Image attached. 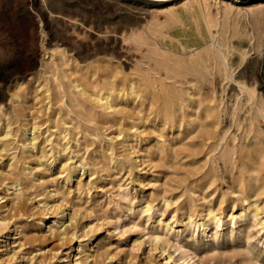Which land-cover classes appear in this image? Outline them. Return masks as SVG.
<instances>
[{
    "label": "rangeland",
    "instance_id": "rangeland-1",
    "mask_svg": "<svg viewBox=\"0 0 264 264\" xmlns=\"http://www.w3.org/2000/svg\"><path fill=\"white\" fill-rule=\"evenodd\" d=\"M116 1L111 8L90 0H77L81 8L97 11L100 19L108 24L135 23L140 32L147 34L148 41L154 43L153 15L149 11L160 5L171 7V3L153 4L146 13H136L126 5L140 6L142 0ZM175 1L176 5L186 2ZM238 1L242 2L234 0L227 37L221 40L226 44L223 50L233 70L232 77L220 70L218 54L209 48L210 40L192 53L195 57L208 58L213 67V72L203 77L199 72L166 70L151 55L153 45L139 46L130 41L118 48L109 47L82 58L56 57L51 53L53 44L47 43L48 34L44 35L41 30L43 21L36 14L34 22L23 20L21 36H18V25L8 15L18 0H0V79L8 75L0 117L4 123L10 122L18 137L12 144L16 148L20 146L19 139L26 127L34 122L41 124L38 147L30 155V160L28 158L29 169L39 179L23 195L21 214L3 212L0 200V221H5L0 222V264H79L75 261L76 255L79 256L77 247L80 244L89 247L90 243L95 254L91 264H182L184 252L191 253L198 264H264V236L259 226L251 217L235 222L230 219V213L237 214L253 201H258L261 207L258 216L264 218V186L254 190L239 184L240 177L255 173L250 170L252 165L244 166L241 160H218L210 169L211 164H205L210 145L202 148L195 145L199 139L196 135L200 132L195 110L179 104L181 98L187 97L186 92L193 90L191 82L198 81L202 90L209 93L213 104L222 108L223 117L215 129L211 128L214 137L208 142L224 137L230 146L249 148L253 144L254 132H248L251 101L237 80L255 86L258 96L264 98V40L260 47L251 45L252 40L244 27L253 20L252 2L246 6L244 0ZM261 3L264 15V0ZM213 10H216L215 6ZM128 18L134 22H128ZM61 44L63 48L69 47L67 42ZM244 50L248 51V56L241 62ZM162 51L170 62L189 59V55H181L183 53L178 48ZM52 59L56 60L55 64ZM33 60L36 61L34 65L30 64ZM54 73L65 82L66 94H61L52 81ZM104 77L117 83L118 89H127L134 82L140 91L139 96L133 99L131 95H124L118 100L120 102L117 101L115 111H104L83 99L71 83L72 79H77L90 88L103 83ZM19 82H22L21 86ZM40 83L50 85V98L45 97L44 86H37ZM15 92H19V98L14 96ZM48 99H51L49 107L46 104ZM163 102H175L176 112L169 122L154 120L151 115L145 117ZM63 128L66 129L65 138L60 137ZM120 130L133 143L132 152L119 145L116 135ZM49 132L52 142L60 139L59 147H54L51 141H44ZM63 147L66 149H60ZM11 151L0 149V171H6L5 164ZM42 153L49 157L47 161L40 158ZM50 159L54 160L50 162ZM81 159L87 161L85 168H77L74 176L68 177L69 173L62 168L63 161L73 160L78 164ZM259 171L264 175V165ZM4 187L0 183V192ZM50 190L53 194L49 193ZM39 200L49 202L48 218L38 207ZM209 209L221 215L222 227L216 228L212 222L204 227L205 232L197 233L185 227V221L189 218L202 220ZM59 217L65 220L69 232L75 231L73 239L64 244L48 232L49 225ZM41 219L45 220L43 225ZM48 220L50 222L46 224ZM166 223H170L167 229ZM156 235L162 240L156 242ZM168 254L172 257L164 263Z\"/></svg>",
    "mask_w": 264,
    "mask_h": 264
},
{
    "label": "bare ground",
    "instance_id": "bare-ground-1",
    "mask_svg": "<svg viewBox=\"0 0 264 264\" xmlns=\"http://www.w3.org/2000/svg\"><path fill=\"white\" fill-rule=\"evenodd\" d=\"M90 1H92L96 4H100L101 6L106 5V6L113 8L114 2L116 0H90ZM78 2L76 0V2H73L71 4V3L65 2L63 0H26V1L18 0V2H15V5L10 8L8 15H9V18L11 19V21H14L18 25V30H17L18 36H21L22 30L20 28H22L21 25H22L23 20L26 19L27 21L29 20L31 22H34L33 16H34V14H36L40 18L39 20L41 22L43 21V25L41 26V30H42L43 34L44 35L48 34V36H49L47 43H49L51 45L53 44V48L51 49L52 55L54 54V55H56V57L58 56L59 58H63L66 56H72V58L76 57V56H79V57L81 56V58H82V57L88 56L90 54H97L99 52H103V51L107 50L109 47H111V49L112 48H118V47H120V45L123 46L122 44H124L125 42L130 41V42H134L136 45H139V46L143 45V44L147 45V46L153 45L154 47L150 48L151 55L166 70H173V71H176L178 73L184 72L186 70V71L193 73V74L196 72H199L203 77L207 76L208 74H211L213 72V67H211V63L209 64V62L207 60L208 58L204 59V57L202 55H198L197 57H195L194 55H192V53L194 52V50H196V48L199 45L210 40L211 42H210L209 48H212L217 52V54H218L217 57H219L218 63L220 64V66H222L220 70L223 71L225 74L230 75L232 77L233 70H231V68H230V66L226 60V55L224 53L225 49L223 50V48L226 44L223 43L224 41L221 42V40L223 38L227 37L226 33L229 31V27H230V21L229 20L231 18V15H232V12L234 9V4H235L234 0H186V2H184L182 5H180V4L176 5L175 0H142L141 1L142 4H140V6L127 4L126 7H127V9H130V11L135 10L136 13H141V12L146 13V11H149V6H151L153 4H157V3L158 4H164L166 2L171 3V5H169L171 7H168V6L163 7L162 5H160L159 7L153 8L151 11H149L150 12L149 14L153 15V21H152L151 27H153V29H155V41H154V43H150L148 41L147 34L140 32L141 30H138V27L135 25V23L131 24L134 21H130L129 20L130 17L128 18V22L130 21L131 25H121V24H116V23L115 24H111V23L108 24L107 21L100 19V15L97 11H95V10L90 11V10H88L89 9L88 7H87L88 9H85V8L83 9V8H81V6H79ZM235 2H242V1L235 0ZM251 2H252L251 11L253 12V15H252L253 20H252V22L248 21V24H245L244 29H245V32L247 33V35L252 40L251 45L256 46V47H260L263 43V40H264V22H263L264 15L262 13V7L260 6L262 4L261 3L262 0H244L243 3L247 4L246 6H248V5H250ZM213 6H215L216 10H213ZM240 10H242V9H240ZM122 20H124V19H122ZM142 20H143V18H142ZM116 22L118 23L119 21L117 20ZM139 29H141V28H139ZM61 42L69 43V47L63 48ZM170 48H174V49L178 48L180 50V52L183 53L181 55H189V59L188 60L180 59V60L172 61V62L168 61L167 58L164 56V53L162 50H169ZM118 52H116V53H118ZM10 55H12V54H10ZM38 55H40V54H38ZM247 56H248V51H245V50L242 51L241 52V62L244 61L245 59H247ZM51 61L55 64L56 60L54 61V59H52ZM12 62H14V60H12ZM35 63H36V61L33 60L32 63H30V64L34 65ZM9 66H10V64H9ZM67 70H69V69H67ZM20 71H22V70H20ZM71 74H72V72H71ZM49 76L51 77V75H49ZM7 77H8V75H7ZM7 77H2L0 79V111H3L2 110L3 109V100L5 98V95L3 94V88H4V86L8 80ZM65 77H66V75H65ZM45 80L48 81L47 78ZM53 80H54L56 86L59 88L58 89L59 92H61V94H66L67 91H66L65 82L62 79H60V77L56 73L53 74L52 81ZM102 81H103V83H100L99 85H93L90 88L83 85L82 83H80L77 79H72L71 83L75 87H77L78 93L81 97H83V99L91 101L93 103L94 107L101 108L104 111H108L110 109L115 111V109L118 108L117 101L120 99H123L124 95H131L132 98L135 99L140 94L139 93L140 91L138 90V88L134 82H131L127 89H125V88L118 89V87L116 86L117 83H114V81L110 80V78L104 77V79ZM237 82H238L239 86L247 92L248 98L251 101V109H250L251 113H250V116L248 118V121H249L248 132L253 131L254 136H253V144L249 148H245V145H242L239 147L235 146V145L230 146L228 143V140H226V139L224 140V137H220L218 139V141L215 140L213 142H208L211 138L214 137V135H213L214 132L212 131L211 128L215 129L217 127V125H219V123L221 121V117H223L221 114L222 108H220L218 106V104H216V105L213 104L212 98L209 96V93L207 91L202 90V87L198 83V81L193 80L191 82V85L193 86V90L192 91H190L191 89L188 90L186 92L187 97H185L183 99L181 98L179 101V104H182L183 107L186 106L188 108H192L195 110V116H196V119L198 121V127L197 128L200 131L196 135V138L198 137L199 139L195 143V145H197L199 148H202L205 145H210L208 147V150H207V157H206L205 164L210 163L211 164L210 169L216 165L218 160H226V159L241 160V162H242V164H244V166L250 164V165H252V168H250V170L253 169L255 171V173L249 177H240L238 179L239 184L243 185L246 188L257 190V189H260L261 187L264 186V175H261L260 171H259L262 168V166L264 165V127H263V124H264V98H262L261 96H258L255 86H253V85L250 86L247 83H243V82L238 81V80H237ZM48 83H49V81H48ZM18 84H19V86H21L22 82H19ZM40 85L44 86L45 97L50 98L51 97V91L50 90L52 89L50 87V85L40 83L37 86H40ZM120 93H121V95H120ZM14 96L16 98H19L20 97L19 92H15ZM49 100H51V99H48V101L46 102L47 107H49V104H50ZM38 102H40V101H38ZM118 102H120V101H118ZM44 108H46V107H44ZM46 109H48V108H46ZM175 112H176L175 102H173V103L163 102V104L160 107L151 111L148 114V116H145V117L148 118L151 115V117H153L154 120H161V121L166 123V122H169V120H168L169 118H172L175 115ZM35 117H37V116H35ZM79 118H81V117H79ZM207 118H211V120L209 119L210 122H207ZM175 122L176 121H174V123ZM55 123H56V120H55ZM141 123H142V121H141ZM169 124H168V126H169ZM40 126H41V124H37L36 122H34L32 125L30 124V126L26 127L23 131V137L19 139L20 146H19V148H16L12 144L15 142L16 139L18 140V137L16 136L15 133H13L10 122L7 120L4 123L2 121V118L0 117V127H1L0 128V146H1L0 149H1V151H7V152L12 149V151L10 153H8L7 161L5 164L6 171L5 172L0 171V183L5 185V187L0 192V200H1V203L3 202L2 203L3 212L17 211V212H19V214H21L20 212L24 207L23 195L26 193V190L30 189V187L34 186L36 183L35 181H37L39 179L38 176H37V178L34 177L35 175L33 174L32 170L29 169L28 166H29V160H30L29 157H30V155H32V152L34 151V149H36L38 147V144H39V138H40L41 133H38V129L40 128ZM20 127H21V125H20ZM55 127H56V124H55ZM208 127H210V129H208ZM152 129H154V128H152ZM45 131L43 133H46ZM65 131H66V129H64V128L61 129L60 137L65 138ZM114 135H115V133H114ZM116 137L118 138V140H120L119 145L126 147L129 151H131L130 149L134 148L133 143L130 142L131 140L128 138L127 135H125V132L123 130H120L117 133ZM112 138H114V137H112ZM196 138H195V140H196ZM131 139H132V137H131ZM51 140H52L51 133L49 132L48 134H45L44 141L46 142V141H51ZM135 140H136V138H135ZM45 142H43V143H45ZM52 145L54 147H59L60 139H56L54 142H52ZM162 145H164V144H161V146ZM60 149L64 150V149H66V147H63ZM69 150H70V148H69ZM58 151L59 150H57V152ZM55 156H56V154H55ZM28 158H29V160H28ZM40 158L43 159L44 161H47L49 157L46 158L44 153H42L40 155ZM53 160L54 159H52L50 162H52ZM86 162L81 159V160H79V163L76 164L75 161H73V160H70V161L65 160L62 163V168H63V171H67L69 173L68 177H70L72 175L74 176L77 168L84 169L86 166ZM30 165H31V163H30ZM247 170H248V168H247ZM208 173H209V171H208ZM7 179H8V182L6 181ZM45 186H46L45 189H47V185H45ZM50 187H52V186H50ZM49 193L53 194V192L51 190ZM49 193H47V194H49ZM35 196H37V194ZM166 202H167V200H166ZM257 202L253 201V202L247 203L248 205L246 207L241 208L237 214L230 213V219L235 222V221H237V219L238 220H245L247 217H249V218L251 217L253 219V221L255 222V224L259 226V228H260L259 231L262 230L263 236H264V218H261L258 216V212L261 209V207L259 206V204ZM38 203H39L38 207L41 208L43 211H45L44 215L46 218H48L49 217L48 210H50V208H51L49 202L47 200H44V201L39 200ZM259 203H260V201H259ZM58 208H60V207H58ZM19 214L17 216H19ZM227 214H229V213L227 212ZM66 216L67 215H65V217ZM184 219H187V217ZM184 219H183V221H184ZM1 221H3V220H1ZM66 221H68V220H66ZM3 222L5 223V221H3ZM40 222L43 225L45 220L41 219ZM49 222L50 221L48 220V222L46 224H48ZM212 222L214 223L216 228H220L224 224V221H223L221 215L219 213H216L214 209H209V211L207 212V215L204 216L202 220H200V219L197 220L195 218H189L187 221H185V227L188 230H191L192 232H194V231L196 233L199 231L205 232L204 227H208ZM57 223L59 225H57ZM68 224H69V222H68ZM169 226H170V223H166V229ZM200 226H202L203 228L201 229ZM171 228H173V226H171ZM69 231L70 230L68 229V225L65 224V220H62V217H59L56 220H54L53 223L50 224L49 228H48V232L52 236L57 237L56 239H58L59 242H61V244L66 243L67 240L73 239L75 231H72V232H69ZM24 234H25V232H24ZM46 236H47V234H46ZM208 236H210V235H208ZM154 238H155L156 242H159L162 240V237L160 235H156ZM153 241H154V239H153ZM138 242H140V241H138ZM99 243H100V241H99ZM75 244H77V243H75ZM43 245H44V243H43ZM93 246H94V243H93ZM105 246H106V244H105ZM134 246H135V244H134ZM156 247H157V245H156ZM71 248L73 249V245L71 246ZM77 249H79V256L76 255L75 261L78 262L79 264H81L83 261L89 260L87 264H91V260H93L95 258L92 243H90L89 247H86V246L80 244L77 247ZM75 250H76V248H75ZM51 251H52V249H51ZM96 257H97V255H96ZM171 257H172V255L168 254L167 259L164 258V260L166 259L164 263L169 261V259ZM37 260H38V258H37ZM149 264H154V263L150 262ZM182 264H198V262L195 260L194 256L191 253L184 252L183 257H182Z\"/></svg>",
    "mask_w": 264,
    "mask_h": 264
}]
</instances>
